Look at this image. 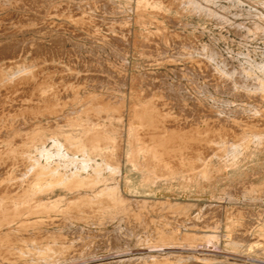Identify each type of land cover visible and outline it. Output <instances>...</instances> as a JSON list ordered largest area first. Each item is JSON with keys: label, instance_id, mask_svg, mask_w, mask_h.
I'll use <instances>...</instances> for the list:
<instances>
[{"label": "rangeland", "instance_id": "rangeland-1", "mask_svg": "<svg viewBox=\"0 0 264 264\" xmlns=\"http://www.w3.org/2000/svg\"><path fill=\"white\" fill-rule=\"evenodd\" d=\"M20 2L0 0V46L9 49L8 56L24 63L39 61L47 72L54 77L63 75L80 91L124 97L127 113L130 105L140 104L149 95L163 99L172 112L189 121L194 119L192 102L198 99L212 103L205 98L210 95L217 99L218 110L238 109L241 104L264 109V102L246 103L210 88L200 93L195 81L191 82L193 74H198L197 65L189 61L190 53H194L190 46L205 45L203 58L213 55L210 64L217 72L241 75L249 87L264 85V0ZM4 61L0 59V63ZM200 81L196 79L198 86ZM175 90L179 92L176 99L170 94ZM86 104L92 105L90 100ZM93 109L100 108L95 104ZM117 113L107 109L105 122L99 123L112 125L113 136L116 140L120 137L127 147L128 122L112 118ZM237 118V122L223 123L239 126L243 122ZM83 123L75 122L76 132ZM42 124V135L53 136L56 122L42 120ZM56 161L55 156L39 157L43 169L54 167ZM127 172L122 188L126 196L147 201L145 226L134 218L129 225L124 221L107 222L97 227L102 234L87 236L88 231L97 230L66 222L58 232L55 227H43L60 239L46 236L40 244H47V251L56 254L74 252L61 259L66 264H264V142L253 138L236 155H225L222 165L215 166L209 176L194 180L180 174L150 176L138 167ZM53 178L47 175L42 181L54 183ZM54 192L51 199L58 190ZM166 200L179 208H169ZM157 201L164 204L152 210L151 203ZM225 211L233 212L230 226L225 223ZM237 212L245 216H235ZM192 222H204V235L192 239L191 244L179 237L167 246H157L156 228L182 227ZM128 226L133 228L132 234L127 233ZM143 227L148 228L147 234ZM201 245L207 250L196 248ZM67 246L71 249L65 250Z\"/></svg>", "mask_w": 264, "mask_h": 264}, {"label": "bare ground", "instance_id": "bare-ground-1", "mask_svg": "<svg viewBox=\"0 0 264 264\" xmlns=\"http://www.w3.org/2000/svg\"><path fill=\"white\" fill-rule=\"evenodd\" d=\"M20 3L26 4L27 0ZM190 47L194 53H190L189 61L197 65L198 71L191 82L195 81L200 93L210 88L215 93L240 97L246 103L264 102L263 83L249 87L241 75L219 73L210 64L214 62L213 55L203 58L205 45ZM8 50L0 46V59L5 60L0 63V264H66L61 259L74 252L47 251V244H40L42 239H60V235L43 227H55L58 232L66 222L83 224L97 230L88 231L87 236H91L102 234L97 227L107 222L124 221L129 225L134 218L145 226L147 201L126 196L122 188L131 167L146 170L150 176L180 174L194 180L209 176L215 166L222 165L225 155H236L253 138L264 142V109L260 105L246 108L241 104L238 109L218 110L217 99L210 95L205 98L212 103L198 99L192 102L194 119L189 121L172 112L163 99L149 95L140 104L130 105L127 113L124 97L80 91L63 75L54 77L47 72L39 61H15L16 57L8 56ZM197 78L202 79L200 87ZM178 93L170 91L174 99ZM88 100L92 105L86 104ZM95 104L100 109H93ZM111 108L118 112L112 118L128 122V148L120 137L116 140L113 136L112 125L99 123L105 122L107 109ZM236 117L243 122L239 126L223 123L237 122ZM42 120L56 122L53 136L42 135ZM75 122H84L79 124L80 132L75 131ZM41 156H55L54 167L43 169ZM47 175H53L55 182L44 184L42 179ZM56 189L58 194L51 199ZM166 203L169 208H179L168 200ZM161 204L164 203L152 202L150 208L157 210ZM232 213H224L229 226ZM238 215L243 217L245 213L237 212L235 216ZM203 224L156 228L160 241L157 246H167L179 237L191 244L192 239L204 235ZM127 229L128 234L134 232L131 226ZM148 232L143 227V233ZM68 248L71 246L65 250ZM196 248L207 250L202 245ZM33 249L46 250L35 254Z\"/></svg>", "mask_w": 264, "mask_h": 264}]
</instances>
